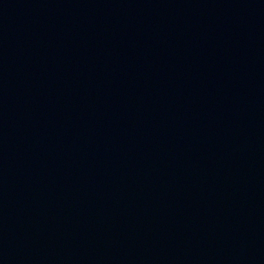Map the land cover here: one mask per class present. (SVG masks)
Returning <instances> with one entry per match:
<instances>
[{
    "label": "water",
    "instance_id": "water-1",
    "mask_svg": "<svg viewBox=\"0 0 264 264\" xmlns=\"http://www.w3.org/2000/svg\"><path fill=\"white\" fill-rule=\"evenodd\" d=\"M0 264H264V0H0Z\"/></svg>",
    "mask_w": 264,
    "mask_h": 264
}]
</instances>
